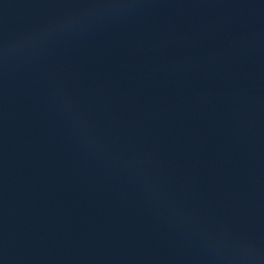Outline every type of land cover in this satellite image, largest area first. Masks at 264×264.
Wrapping results in <instances>:
<instances>
[{
  "label": "water",
  "instance_id": "water-1",
  "mask_svg": "<svg viewBox=\"0 0 264 264\" xmlns=\"http://www.w3.org/2000/svg\"><path fill=\"white\" fill-rule=\"evenodd\" d=\"M0 264H264V0H0Z\"/></svg>",
  "mask_w": 264,
  "mask_h": 264
}]
</instances>
